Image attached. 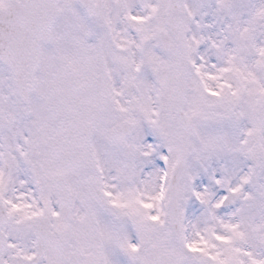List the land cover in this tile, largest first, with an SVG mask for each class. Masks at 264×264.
Returning <instances> with one entry per match:
<instances>
[{
    "label": "snow or ice",
    "instance_id": "obj_1",
    "mask_svg": "<svg viewBox=\"0 0 264 264\" xmlns=\"http://www.w3.org/2000/svg\"><path fill=\"white\" fill-rule=\"evenodd\" d=\"M0 264H264V0H0Z\"/></svg>",
    "mask_w": 264,
    "mask_h": 264
}]
</instances>
